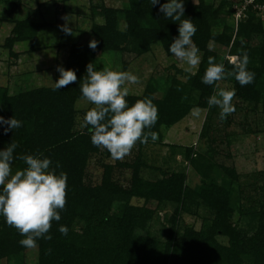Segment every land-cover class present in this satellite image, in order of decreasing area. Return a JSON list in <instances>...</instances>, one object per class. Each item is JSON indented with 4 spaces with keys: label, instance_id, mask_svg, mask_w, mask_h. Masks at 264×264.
<instances>
[{
    "label": "trees",
    "instance_id": "obj_1",
    "mask_svg": "<svg viewBox=\"0 0 264 264\" xmlns=\"http://www.w3.org/2000/svg\"><path fill=\"white\" fill-rule=\"evenodd\" d=\"M166 2L160 0V4ZM122 3L121 7L95 4L91 18L98 14L102 21L92 22L90 40L69 45L64 68L75 71V83L59 90H54L55 84L34 86L16 94H9L6 86H0V116L22 121V127L7 134L3 131L7 125H0V150L12 141L18 145L13 154V172L26 167L18 158L20 155L41 154L52 160L53 167L59 163L57 174L61 171L67 174L65 209L60 213L61 220L52 223L49 233L52 239L37 242L36 264H264V186L260 188L261 199H252L245 206L234 168H222L227 179L218 181L211 175L215 166V139L208 130H211L209 122L217 113V107L209 108L207 99L217 86L202 82L208 57H215L216 63H223L226 71H230L233 63L220 55L223 51L219 50L226 49L237 58L241 57V50L247 51L248 70L255 73L254 82L241 86L234 77L223 81L231 84L235 98L247 109L256 108L264 114V22L249 12L234 32L226 0H184L185 17L182 19H191L197 29L192 39L201 54V62L193 73L175 69L178 75L172 74L162 84L148 78L139 94L126 97L129 106L138 99L153 100L158 108V120L150 131L157 132L159 138L155 142L149 138L147 144L138 141L132 157L127 155L108 162L105 159L112 158L110 153L91 143L90 126L80 127L86 111L93 107L76 108V101L84 99L79 84L86 75L87 65L93 63L99 70L98 65L105 62L100 58L101 53H129L139 57L154 44H159L167 56H172L168 50L179 34L178 22L166 19L159 11V4L153 6L151 0ZM47 25L16 20L5 42L11 56L17 57L12 50L15 42L34 40ZM93 39L98 42L95 50L89 47ZM210 43L220 48H210ZM160 89L163 90L159 94ZM193 108L207 109L205 127L199 136L209 138L207 144L211 153H201L193 145L185 146L180 152L197 173L199 182L191 186L183 169L171 171L160 166H150L153 177L142 176L141 170L146 166L145 146L163 143L161 128L169 129ZM166 146L173 154L180 147L175 143ZM94 156L102 170L99 181L91 184L86 179ZM116 168L130 169L127 185L114 179ZM152 203L154 207L149 206ZM164 203H172L173 209L168 217L166 237L160 240L151 234L150 228L156 211ZM190 203L196 208L204 206L208 216L203 217L199 229L192 225L180 229L181 214ZM246 214L250 220L254 219L252 232L239 225ZM60 225L67 226L66 236L59 232ZM22 238L0 215V261L20 263L27 250L19 244Z\"/></svg>",
    "mask_w": 264,
    "mask_h": 264
},
{
    "label": "rangeland",
    "instance_id": "obj_2",
    "mask_svg": "<svg viewBox=\"0 0 264 264\" xmlns=\"http://www.w3.org/2000/svg\"><path fill=\"white\" fill-rule=\"evenodd\" d=\"M125 0H20L13 2L5 0L0 3V86H6L9 94H16L22 90L34 86H51L59 79L58 67L65 66L69 45L73 42H83L90 40V27L92 22H101L102 17L98 14L91 18V13L95 4L103 3L106 6L121 7ZM197 2V0H193ZM63 17H68L67 26L72 29V34H66L61 30V26L66 23ZM27 19L35 23H47L42 27L34 40L15 42L12 50L17 57L11 56L5 45L6 39L11 36V30L16 20ZM231 19V18H230ZM264 22V21H263ZM121 25V22H120ZM264 27V26H263ZM210 48L219 49L216 44H209ZM223 55L230 63L237 59L236 55L228 54L226 49ZM201 56L200 53H198ZM104 58L102 67L110 66L113 70L128 71L136 75L140 83L131 85L130 94H139L148 78H153L158 84L165 82V79L172 74H177L175 69H181L185 73L186 65L178 61L173 55L167 56L159 44H154L147 53L137 57L134 54L106 52L101 53L100 58ZM123 63H126L123 65ZM173 65V66H172ZM181 79L183 75H179ZM220 88L232 90L229 82L223 80L218 82ZM163 89H160L159 94ZM216 90V89H215ZM232 103L236 106L235 112L228 115V121H222L217 113L213 114L209 126L210 135H213L215 142L213 146L215 153L213 160L215 166L211 170V175L220 181L228 178L223 167L234 168L238 174L239 187L242 188V199L247 206L252 199H261V189L264 186V114L259 109L249 107L247 109L242 102L233 98ZM237 103H239L237 105ZM91 105L85 99L76 101V108H88ZM199 110V116L194 113ZM207 109L193 108L180 121L172 125L169 129L161 128L163 143H175L177 147L175 154L170 152L169 147L163 143H149L144 148L146 166L142 168L141 175L153 177V169L150 166H160L162 168L176 171L183 169L188 176L189 185L193 186L199 182V177L191 164L185 161L181 152L185 146H196L201 153L209 154V138H200V133L205 127V116ZM181 148V149H180ZM181 150V152H180ZM136 151L133 148L129 156L132 157ZM96 156L92 157L88 167L87 181L91 184L97 183L100 179L102 168L96 164ZM108 162H113V158H106ZM211 162V161H207ZM157 174V173H156ZM130 169L116 168L113 174L114 179L122 185L128 184ZM238 187V186H237ZM237 190V189H236ZM248 192L250 195H248ZM154 207L155 203L149 204ZM256 206V205H255ZM253 206V207H255ZM187 211L181 214L179 228L184 225H192L199 229L203 223V217L208 216V211L204 206L196 208L191 203L187 205ZM173 209L172 203H164L158 208L151 223V234L160 240L166 237V229L169 227L168 217ZM196 211V213H194ZM233 222L236 214L232 215ZM254 219L250 220L249 215H245L240 220V227L252 232L254 230ZM37 248L27 249L23 254L20 263L12 260H1L0 264H36Z\"/></svg>",
    "mask_w": 264,
    "mask_h": 264
},
{
    "label": "clouds",
    "instance_id": "obj_3",
    "mask_svg": "<svg viewBox=\"0 0 264 264\" xmlns=\"http://www.w3.org/2000/svg\"><path fill=\"white\" fill-rule=\"evenodd\" d=\"M159 11L166 19L178 22V36L173 39L169 52L186 65L185 71L192 72L201 62L199 49L193 43L197 29L192 20L185 17L184 0H151V5H158ZM66 23L61 30L72 34L67 26L68 17H63ZM97 41H90L89 47L95 50ZM249 55L241 50V57L233 61L230 71H226L223 63H216L215 57H208V66L202 77L206 85H216L214 93L208 97L209 108L216 106L220 109V119L235 112L232 103L236 95L235 89L228 90L218 86L219 81L234 77L241 85L254 82L255 73L248 70ZM59 79L55 89L67 87L77 81L74 70L58 67ZM139 78L128 71L113 70L110 66L97 70L93 63L86 67V75L80 81L82 97L93 107L86 111L81 128H89L91 143L106 149L113 159H123L131 153L139 141L147 144L149 138L155 142L158 133L150 131L158 120V108L151 98H143L129 106L126 97L129 96L131 85L139 84ZM194 115L199 116V110ZM0 125L9 131L22 127V121L15 117L5 119L0 116ZM149 129V131H145ZM18 145L12 141L5 149L0 150V215L6 223L15 228L22 239L19 244L27 249L36 248L40 239L51 240L49 234L53 221L61 220V212L65 209L67 195V174L53 167L50 158L41 154H24L18 158L24 162L25 168L13 172L14 152ZM62 235L68 234L65 225L59 226ZM51 252V249L48 250Z\"/></svg>",
    "mask_w": 264,
    "mask_h": 264
},
{
    "label": "built area",
    "instance_id": "obj_4",
    "mask_svg": "<svg viewBox=\"0 0 264 264\" xmlns=\"http://www.w3.org/2000/svg\"><path fill=\"white\" fill-rule=\"evenodd\" d=\"M231 11L234 32L238 24L244 18L248 17L249 12L257 15L264 21V0H226Z\"/></svg>",
    "mask_w": 264,
    "mask_h": 264
}]
</instances>
